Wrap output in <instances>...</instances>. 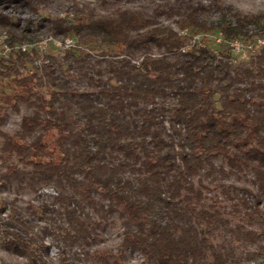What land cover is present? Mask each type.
<instances>
[{"label":"trees","instance_id":"1","mask_svg":"<svg viewBox=\"0 0 264 264\" xmlns=\"http://www.w3.org/2000/svg\"><path fill=\"white\" fill-rule=\"evenodd\" d=\"M140 1L98 0L103 10L88 14L72 2V19L42 17L48 34L75 45L39 65L37 52L13 49L19 22L0 14L11 48L0 110L20 114L16 130L0 131V190L24 176L55 184L37 205L0 198V245L24 264H52L51 246L60 264H124L126 252L142 264H260L264 47L236 62L189 43L199 32L221 45L251 41L264 15L222 0ZM17 2L40 16L50 0H0ZM112 216L118 243L98 246Z\"/></svg>","mask_w":264,"mask_h":264},{"label":"rangeland","instance_id":"2","mask_svg":"<svg viewBox=\"0 0 264 264\" xmlns=\"http://www.w3.org/2000/svg\"><path fill=\"white\" fill-rule=\"evenodd\" d=\"M75 2L79 6H83L84 12L88 14L89 12L99 11L102 7L98 4V0H50V2L41 8L40 16L39 13H32L29 8L20 2L14 4H1L0 3V14L17 20L19 22L20 31L14 33L17 43L14 46V50H21L24 48L23 52H37V58L35 59V64L39 65L40 61H43L46 56H56L60 59L63 58V54L75 45V40L72 37L66 38L64 40L52 37L45 31V23L42 20L44 16L52 17H65L68 19L73 18V11L71 9V3ZM140 0H121V5L127 7H139L141 6ZM223 6L226 9L231 10V12H239L242 15H253L261 16L264 15V3L261 0H222ZM205 3V2H204ZM203 3V4H204ZM107 7V6H106ZM104 8V7H103ZM103 10V9H102ZM213 18L216 19L219 16L217 9L211 13ZM32 22L27 25V22ZM187 34L188 31L180 32V34ZM264 37V34L257 36ZM251 41L239 40L242 43H251ZM9 41L8 31L5 28L0 27V59H6L9 52L6 51L7 42ZM197 44L198 46H205L213 51L217 55L221 50H228L234 61L240 62L245 60L250 55L256 52L244 51L241 53H235L232 51L230 46L226 43L221 45V37L218 33H207L199 32L195 33L191 38L189 44ZM22 51V50H21ZM28 70H31L30 66H27ZM28 72H24L28 74ZM5 91H8L9 83L3 81L0 85ZM0 114H3L4 120L0 126V131L4 133H12L17 129L20 122V114L13 113L7 108H2ZM2 138L0 137V145ZM4 164H12L17 162V159L13 156H4ZM19 164V163H18ZM19 166H21L19 164ZM29 171V168H26ZM0 171H4V168H0ZM4 189L0 190V198L9 201L11 198L16 197L23 202H31L34 205L40 204L47 194H53L55 191V184L51 183L49 185H43L37 180L31 181L28 176H24L20 180H14L10 178L9 180H3ZM234 182V178L228 179L227 184ZM210 196L219 195L220 188L212 189ZM98 232L100 234V239L97 242L98 246H104L107 248H115L118 243V237L121 232V224L117 220L116 216L106 218L99 226ZM262 244H264V238L262 239ZM49 260L52 264H60L57 260V250L55 247H50L48 252ZM256 259V257H255ZM26 261L16 255L11 254L6 251L0 245V264H24ZM257 263L264 264V259H256ZM124 264H142V259L138 253H125Z\"/></svg>","mask_w":264,"mask_h":264},{"label":"built area","instance_id":"3","mask_svg":"<svg viewBox=\"0 0 264 264\" xmlns=\"http://www.w3.org/2000/svg\"><path fill=\"white\" fill-rule=\"evenodd\" d=\"M222 41V40H221ZM227 44L230 46L233 52L235 53H243L244 51L254 52L255 49H259L264 47V37H259L252 41L251 43H242L239 40H233L230 42H227ZM22 51H24V48H21ZM6 51L10 53L11 48L7 42Z\"/></svg>","mask_w":264,"mask_h":264},{"label":"clouds","instance_id":"4","mask_svg":"<svg viewBox=\"0 0 264 264\" xmlns=\"http://www.w3.org/2000/svg\"><path fill=\"white\" fill-rule=\"evenodd\" d=\"M262 3H264V0H261Z\"/></svg>","mask_w":264,"mask_h":264}]
</instances>
